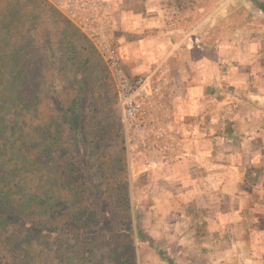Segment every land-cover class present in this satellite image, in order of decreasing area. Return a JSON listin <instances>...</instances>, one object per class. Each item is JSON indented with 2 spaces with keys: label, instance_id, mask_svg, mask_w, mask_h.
I'll list each match as a JSON object with an SVG mask.
<instances>
[{
  "label": "trees",
  "instance_id": "16d2710c",
  "mask_svg": "<svg viewBox=\"0 0 264 264\" xmlns=\"http://www.w3.org/2000/svg\"><path fill=\"white\" fill-rule=\"evenodd\" d=\"M38 10L61 21L47 0H0V264H96L103 242L127 237L114 225L130 210L118 95L89 90L85 107V75L64 97L51 91L48 24L45 44L31 40ZM67 26L59 44L77 52Z\"/></svg>",
  "mask_w": 264,
  "mask_h": 264
},
{
  "label": "rangeland",
  "instance_id": "374dc122",
  "mask_svg": "<svg viewBox=\"0 0 264 264\" xmlns=\"http://www.w3.org/2000/svg\"><path fill=\"white\" fill-rule=\"evenodd\" d=\"M47 1L61 14V21L57 22L59 18L57 14L46 15L41 10L36 11L38 15L36 14L37 17L33 19L36 26L31 40L38 45L45 44L43 28L45 23L48 24L53 43L47 52L51 91L60 98L64 97L68 92L75 90L85 75L89 80L83 103L85 107L97 103V98L91 101V95L87 94L89 90L95 89V92L101 94L102 101L107 97L111 103H114L116 95L114 79L102 55V42L93 38L95 34L108 35V42H111L112 38L116 40L118 38L123 55V67L132 74L126 50H123L125 42L154 34L152 29L176 27L181 30L183 36L194 32L195 36L199 35L205 44L216 50L219 45L226 44L227 39L232 42V37H239L240 27L244 25L246 27L242 34L243 40H236L237 54L232 56L238 58L246 47L248 67L245 80L251 87L256 83L253 73L260 72L259 70L264 67V5L260 0H117L118 3L123 1L121 4L130 9H143L144 6L152 9L141 13L145 14L143 22L147 21L144 26L148 28L139 29L138 33L120 28V13L106 12L104 6L100 5L101 0H73L79 4L91 3L82 6L85 8L75 16L71 15L68 8L57 2ZM105 20L119 27L115 31L111 27L106 29ZM85 22L89 25L85 26ZM127 23L136 25L135 23L139 22L131 18ZM63 24L68 25L65 29L68 36L80 46L77 52L72 46L69 49L68 46L66 49L61 48L59 41L62 38L58 29H61ZM89 28L92 29L91 32ZM64 43L67 45L68 41ZM62 54H65V57ZM219 68L223 70L222 66ZM143 72L144 70H141L136 73ZM262 83L264 84V81L258 82L259 85H263ZM108 85L109 87L105 89ZM117 113L118 124L121 125L125 140L130 210L125 217L119 216L114 225L117 229L122 228L127 237H120L113 244L109 241L103 242L95 257L96 264H264V206L259 207L260 210H256L255 213L245 212L243 221L235 219L237 226L240 223L241 227L249 232L247 236L238 233L235 235L230 228L223 231L210 229L206 225L207 222L201 223L205 221L204 216L207 213L198 212L197 208L193 209L192 204H189L187 210L195 215V219L189 228L181 225L183 221L178 223L179 228L169 227L170 220H163L160 216L165 213V208L160 202L159 173L156 169L154 173L148 169L152 159L149 161L145 155L130 146L120 106H117ZM67 138L69 144L73 140H78L76 133ZM24 182L28 187L31 185L28 184V178ZM198 219L200 221H195ZM107 220L104 219L99 235L109 229L110 220ZM123 222L125 224L120 225Z\"/></svg>",
  "mask_w": 264,
  "mask_h": 264
},
{
  "label": "crops",
  "instance_id": "0c3cea01",
  "mask_svg": "<svg viewBox=\"0 0 264 264\" xmlns=\"http://www.w3.org/2000/svg\"><path fill=\"white\" fill-rule=\"evenodd\" d=\"M53 1L73 16L91 4ZM121 2L101 0L100 5L108 13H120L119 26L127 32L148 28L141 13L150 7L130 9ZM131 18L139 23L130 25ZM112 23L115 31L119 26ZM245 27H240L239 37H232V42L227 39L216 50L194 32L183 36L181 30L167 26L152 29L154 34L125 42L123 47L132 74L164 69V92L172 101L169 105L183 136L181 160L165 163L157 155H145L152 159L148 169L159 173L160 202L165 208L160 216L170 220V228H179L181 221L189 228L195 219L187 210L192 204L193 209L207 213L201 223L207 222L210 229L230 228L235 235L247 236L249 232L240 223L237 226L235 219L243 221L245 212L255 213L264 206V84H258L264 81V67L253 73L256 83L251 87L245 80L246 47L238 58L232 56L237 54L236 40H243Z\"/></svg>",
  "mask_w": 264,
  "mask_h": 264
},
{
  "label": "built area",
  "instance_id": "2783aa9c",
  "mask_svg": "<svg viewBox=\"0 0 264 264\" xmlns=\"http://www.w3.org/2000/svg\"><path fill=\"white\" fill-rule=\"evenodd\" d=\"M104 24L106 29L112 28L111 21L105 20ZM93 38L102 42V55L115 82L130 146L140 154L157 155L165 163L181 160L185 155L184 140L169 105L172 101L164 92V69L157 67L151 72L129 74L123 67L118 38L108 42L104 33Z\"/></svg>",
  "mask_w": 264,
  "mask_h": 264
}]
</instances>
